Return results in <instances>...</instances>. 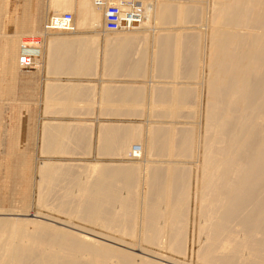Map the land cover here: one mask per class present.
I'll return each mask as SVG.
<instances>
[{
    "label": "bare ground",
    "instance_id": "6f19581e",
    "mask_svg": "<svg viewBox=\"0 0 264 264\" xmlns=\"http://www.w3.org/2000/svg\"><path fill=\"white\" fill-rule=\"evenodd\" d=\"M68 1L52 0L50 4L53 12L62 16L66 13L64 11L69 10L70 2ZM169 1L161 3V0L160 4L157 3L156 6L153 5L148 9L144 7L143 14L148 16L149 21L146 22L143 15L141 27L131 31L133 35L140 37L141 32L138 33V30L144 32L147 30L141 29L142 27H148L149 31H153L160 25L164 28L167 25L169 27L174 26V24L185 26V24L201 18L198 14V8L191 6L188 1L189 4H186V0L185 3L178 2V0L179 4ZM85 5L90 6L91 9L89 8V10L93 12L95 20H99V6L97 7L96 2L86 1ZM210 6V42L209 38L207 40L210 43H208L210 52L209 55L207 54V70L209 71L207 72L208 78L207 74L204 73L207 78H205L206 83L204 82L207 93H205L206 101L204 100L206 102L204 107H206L205 119L203 117V140H201L203 141V147H201L202 164L199 167L202 173L201 179H199L200 188L198 187V191H195L197 192V210L203 216L201 223L197 222L199 236L204 235V237L199 244L196 243L197 256H195L197 260L195 259V261L198 264H264V0H213ZM122 8L125 11L131 9L127 4H123ZM107 9L108 7L104 12V20ZM34 21L35 23L39 22L38 19ZM104 23L105 21H103V28H105ZM30 24L31 20L20 22L17 24L16 35L12 36V40H9L11 38L8 36L4 37L5 53L0 61L6 68L5 76L8 74L11 80L15 77V73L19 72V67L22 68L20 58L29 56L23 53L36 50L33 47L24 46L26 42H23L22 39L24 38L21 37L24 32L32 30ZM45 24L47 25V21ZM69 25L71 27L69 32L73 33L75 31L74 18L72 24ZM155 26L157 27L155 28ZM180 30L162 31L163 33L154 34L155 37L150 38V45L147 42L149 46L152 45L157 50L153 56L155 61L153 64L156 65V68L153 69L161 77L178 79L180 77H177V73L180 69H182L180 73L182 77L186 76L192 79L196 78L198 74L197 67L201 50V48L199 50L200 35L189 34L190 32L185 33ZM44 31V33H36L40 36L45 35V39L49 33L63 32L48 29H44ZM149 31L146 32V36ZM36 33L25 36L32 37L37 35ZM121 33L112 34V44L115 45L106 48L107 53H112V57H114L112 65L116 68L126 66V61L131 55L130 49L133 48L132 40L128 37H121ZM56 35L63 36L61 33ZM143 35L142 37H144ZM16 41L19 42L17 49L14 45ZM56 42L57 40L49 46L59 45V43L55 44ZM59 46H63V53L67 48L66 46L70 47L71 43L70 46L67 43ZM50 47L49 49H51ZM82 47L79 50H71V47L66 50L67 52H64L67 57L73 55V51L76 52L77 62L72 60L73 56H71L64 61L60 59V62H56V67L63 65L65 68L72 67L71 70H73L88 66L89 62H93L94 54L87 46ZM20 53H22L21 56ZM139 56L142 58L141 60L145 57L140 54ZM54 62H52L53 65ZM142 64L143 62L140 61L138 66L141 67ZM139 70L140 68L133 69L130 70V73L135 77V75L142 74ZM74 73L81 74L80 71ZM118 73H120L119 70ZM9 84L12 85L10 82ZM123 86L114 90V100L111 105H104L106 109L104 111L111 113L114 117L118 116L119 119L120 116L123 118L126 114L129 117H139V113L143 112L141 107L144 96H146L144 88H141L140 85L131 88ZM176 86L177 84L162 89L157 88V86L154 87L155 90L151 92L153 113H157L158 105H160L162 112L161 114L159 112V116L172 118L176 117L178 112L184 108L191 107L190 101L194 98L195 88ZM81 91L82 89L75 85L68 88L56 87L53 89L55 95L53 94L54 100H52L54 102H51L53 103L52 109L45 107V111L49 109V114L52 111L56 115H63V117L80 115L81 109L89 114L90 111L88 110L92 112L95 103L93 102L91 107L89 103H86L88 100L82 102L80 98L86 99L87 97L86 91ZM88 92L89 90H87V94ZM151 93L149 92V95ZM112 94L113 91H109V97ZM91 112L90 115H93ZM190 112V116L194 115V112ZM66 123V121H60L57 124L41 126L42 154L49 157L56 153H66L68 150L71 153L76 152L79 150V146L81 150L78 153L84 149L82 144L88 142L86 140L88 135H82L83 132L81 135L79 133L75 135V126L71 127ZM119 123L121 121L118 122V125L116 124L117 126L114 125V128L104 130L106 132L101 139L98 137L100 134H98L100 147H97L101 148V154L107 158L116 154L121 158L123 157L122 159L119 158V160H123V162L120 161L123 164L117 165L116 162L117 166H112L109 164V160H105L108 163L105 162L106 165L100 163L103 165L101 167L84 168L83 177H75L73 173L75 169L70 168V166H52L50 164L53 163L51 162L52 159L41 162L42 166L36 168V176L37 179L39 178L35 186L37 203L42 207L39 210L51 212H47L49 214L41 212L40 216L38 214L31 216L75 229L82 234L38 221L36 218L31 220L0 217V264H159L155 263L154 260H146L145 257H137L135 254L114 247L107 242L118 245L121 243L120 246L130 245L129 247L140 242L145 245L142 247V252L145 250L148 255L149 252L150 255H159L160 260L164 261L165 255L161 256V253L158 252L161 250L157 248L166 236L168 238L165 241L168 242L167 251L169 250L174 258L179 257H175V254L180 255V258L185 255L187 251V229L189 228L187 214L192 210L190 187L193 165L191 167L188 165L189 168L186 164V166L183 164V167L180 163H169L166 167L158 165L147 167L144 177L146 190L141 202L138 201L140 198L137 197L139 194L137 188L140 186L138 184L140 166L135 164V161L140 156L144 155V158L145 156L147 158L151 154L157 155L156 153H165L176 159L193 158L192 135L194 129L182 127L175 132L168 126H150L143 135L144 144L142 147L140 145L139 151L136 150L139 156H134L135 150L133 149L135 147L130 149V145L141 139L142 130L140 127L128 128L129 125L126 126V123L125 125L122 124L124 126L119 125ZM83 129L80 128L79 132ZM84 131L87 130L84 129ZM129 149L134 163L125 161L126 152ZM83 151L80 153L84 154ZM86 154L90 155V152ZM98 154L97 156H100ZM21 155H24V159L27 160L26 152ZM59 160L57 159V161ZM27 161L29 162L25 163L28 164L31 160ZM60 161L63 163V160ZM112 163L114 164V162ZM24 170H29L28 174L31 181L32 175H34L30 172L31 167ZM33 170L35 172V169ZM77 174H81V172ZM194 184H196V180H194ZM50 201L51 203L55 201L54 206H49V204L51 205ZM4 213L3 215L6 214ZM138 213H141L140 217ZM138 217L142 228L138 232H140L142 239L136 241L137 243L135 240L124 241L112 235H105L100 231L92 230L93 227L87 229L78 224L80 222L88 223V226L94 225L105 229L106 233L114 230V232L117 231L125 237L134 239L138 236V232L135 230L137 229L135 226ZM162 236L164 237L162 238ZM96 238L107 242L98 241ZM196 241L198 242V240ZM190 250L192 253V249ZM167 260L170 259L167 258ZM171 262L173 264V261ZM181 264L190 263L181 262Z\"/></svg>",
    "mask_w": 264,
    "mask_h": 264
},
{
    "label": "rangeland",
    "instance_id": "374dc122",
    "mask_svg": "<svg viewBox=\"0 0 264 264\" xmlns=\"http://www.w3.org/2000/svg\"><path fill=\"white\" fill-rule=\"evenodd\" d=\"M51 1L52 0H0V58H1V55L3 53V47H4V43H5V38H6V37L4 38V36L11 37L15 33L16 28H17L16 24H13V25H10L7 27V25H5L6 23H11V22L20 23L21 21L27 22V20L28 21L31 20V22H32V28L31 29L32 30H30V32H24L22 34L21 37L24 38V39H22V41L26 42V44H24V46L39 48L41 53L43 51L41 48L47 47V45H50L54 41L59 40L61 38V36H58L56 34L61 33V35H66V34L73 35L75 32H76V34H84V32H87L89 35H93V33L89 32L88 30H90L94 33H97L98 38L97 39L93 38L92 41L89 38L88 39L90 41H87V42H84V41L80 40L79 38L73 39L71 41H68V40L65 41V43H67V45H70V43L72 44V46H71L72 48L66 46L67 47L66 49L71 48V50H73L74 47H76L77 50H79L82 46H87L88 48H90L93 51V52L91 51L92 54H95V57H96V59L94 60V63H95L94 69L90 73L86 74V78L83 77L82 75H78V76L71 75L70 76V74H68L67 76H62V78L66 79V80L75 79L76 81L80 80V81H83L84 84H87V88L89 90L88 94L86 91V97L87 98L85 99V98L81 97L80 99L82 102H86V100H88L89 102L87 101L86 103H89L91 107L93 106L91 104H93V102L95 103L94 104L95 106L92 107V112H91V110H88L91 112V114L93 113V115H90V112H89V114H86L84 112V113L80 114V115H82L81 117H79L78 115H75V116L71 115L73 117H70L68 115L65 117L57 115L55 117L56 118V122H55L56 124L58 122L62 121L63 119H65L67 122L66 124H69L71 127L75 126L74 128L78 129V130L75 129V131H76V132L74 131L75 135L76 134L78 135V133L81 135L83 132L82 135L87 134L88 136L85 135L87 138L86 140L88 142L89 141H91V142H89V143L87 142L86 144L81 143L83 148H84V149H82V151L84 150L83 152H85L84 154L80 153L82 151L79 152L80 154L78 153V151L81 150L80 146L78 147L79 150L77 149L78 151L73 152L75 154L71 153L70 150H68L66 153L65 152L56 153V154L49 156V157H48V155L42 154L43 153V151H42V139L39 136H41V134H42V132L40 130L41 126H43L45 124V123L43 125L41 124V119L45 118V115L42 113L45 111V107H47V106H45V101H44V104H41L43 102L42 100H44V99L41 98L40 94H43V93H39L40 99L38 100V103L40 105L39 106H35V105L31 106V104L33 102L36 103L37 98L35 99V97H36L37 92H35V94H33L35 97L33 96L34 98L31 99L30 94H32V93H31V90H28V88L31 87L29 82H30L31 78H33V73L37 70V68H40L41 66H43V63L45 64V60L43 58V55L40 54V56L36 57L33 54L32 57L30 56V58L32 60V64L28 68H21L18 66L19 67V69H18L19 74L17 75L18 76L17 81H16L17 83H16V87L14 88V90L9 86L3 85L4 83H8V81L11 82L12 80H9L8 75H6V78H5V75H2L3 73H2L1 68H3V67H2V62L0 61V112L1 111L5 112V114H2V116L0 115V136H2V137H0V213H1L0 217H6V218H10V219L20 218V219L35 220L36 217L34 218L31 215L38 214V216H40L42 213L49 214L47 212H51V211H44V210L42 211V209L39 210L42 207L40 205H38L39 203H37L38 201H37V193H36V187H35L37 182H38V179H39V178L37 179V176H36L37 175L36 168L42 166L41 162L46 161L47 159L54 160V161L51 160V162H53V163L57 162L56 164L50 163L52 166H62V167L70 166V168H74L75 170L74 169L73 170L75 172L73 171V173L75 174V177H83L82 173H85V170H83L84 168L87 169V167L88 168L101 167L102 164H100V163H104L103 165H106L105 162H107L108 160H109V164L112 166H117L120 163H122L123 160H121V159L123 157L121 158L116 153L115 154L118 157L116 155H112V156H110V158H109V156L107 158V156H103L104 154L103 155L101 154L102 152H101V148L99 149V147H100L99 143H100L101 136L103 134H105V132H106V131H104V128H103L106 125H104V124L98 125L97 121L98 120L101 121L102 119H104V118H102V116L110 117L114 120L112 124H107L108 126H113V125L117 126L118 122L121 121V123H119V125H122V124L125 125V123H126V126L129 125L128 128L140 127V129L142 130L141 139L143 138L144 140H145V138L143 135L145 134V131L150 126H157V125L168 126V127L172 128L175 132L177 131L178 128H182V127L191 128L192 130L194 129L193 135H192V143H194V145H193L194 146L193 147V158H190V159L189 158H178L179 159L178 160V159L174 158L173 156L167 155L165 153H162V154L156 153L157 155L151 154L149 157H147L149 160L146 158V156H145V158H146L145 159L144 155H143L142 157L140 156L139 158H136V161H135V164L140 166V171H138V174H139L138 184L140 186H138V188H137L138 193H139L137 197L140 198V200H138V201H141V202L144 198V191L146 190L145 186H144V177L146 176V168L147 167L149 168V166H152V165H154V166L158 165V166L166 167L167 165H169V163H172V164L180 163V165L183 167L185 164L187 166L189 165L190 167L193 165L191 168L192 169V171H191L192 180H191V187H190L191 193L190 194H191V202H192L191 208L194 211L192 212V210H191L190 213L187 214L188 220H189V222H188L189 226L188 225L187 226L189 228L187 229L188 235H187V244H186V250L187 251L185 253L186 256L182 255L183 257L181 256V258H180V255L175 254V257L179 256V257H176L177 258L176 259V258H174V255H171V252L169 250L167 251L166 247H167L168 242L167 243L165 242L166 240H168V238H166L167 236L166 237L162 236V238L164 237V239H162V241L164 240L162 242L163 244L161 243V245H159L157 248V249L161 250V251H158L159 254L161 253L160 254L161 256H163V255L166 256V257L164 256V261L160 260L159 255L155 256V254L151 253L155 256L154 257L153 255H150V252H149V255H148L147 251H146L147 253L145 252V250L142 252L141 251L142 247L145 245H142L140 242H138L139 244L136 242V241H139L140 239H142L140 232H138V231H141V229H142L140 226L141 224H140V220H139L141 213H138L139 217L137 218L136 226H135L137 228L135 230L138 232V234L136 233L138 236L135 235L136 237L134 236L135 237L134 239L132 237L131 238L125 237L123 234H121L117 231L114 232V230L112 232H110L111 230L109 231L110 233H114V234L106 233L107 231L105 229H103V228L101 229L100 227H97V226L95 227L94 225L88 226V223L80 222L78 224H80L83 227H86L87 229H89V228L91 229L93 227L92 230H95L98 232L100 231V233L105 234V235H107V234L110 236L112 235L115 238L123 239L124 241L125 240L126 241L127 240H135V242L137 244H135L133 247L132 246L129 247L130 245L129 246L127 245L128 246L127 247V246H123V245L120 246L121 243L118 245V244L107 242L103 239L96 238V240H98V241H103L105 243L107 242V244H110L114 247L124 249L128 252H131L132 254H135L137 257L138 256L143 257V258L145 257L146 260H150V261L154 260L155 263L157 262L159 264H170V263L172 264L171 261H173V264H181V262H187L190 264H196V263L198 264V262L195 261V259L197 260L196 243L199 244V242H201L203 240L204 235L199 236V229H198L199 225H197V222L201 223L200 221L203 220V216H201L197 210V195H196L197 192H195V191H198V187L200 188L199 179H201L200 175L202 173L201 168H199V167L202 164V162H201L202 148L201 147H203L202 146L203 141H201V140H203L202 139L203 138V135H202L203 129L202 128H203V123H204L203 117L205 119V115H204L205 114L204 111H205V107H206V106L204 107V105H206V102H205L206 101V97H205L206 94L205 93H207V92H205V91H207L206 87H205V85H206L205 83L207 81L206 79L208 78L207 72L209 70H207V68H208L207 58H208V55L210 52V46H208L210 44L209 43L210 42L209 32L211 31V24H210L211 22H209V20L211 21V19H210V17H211L210 7L211 6L210 5H212L213 0H186V4L190 3L191 6L198 8V10H199L198 14H199V17H201V18H198L199 20L197 19L195 22H190L189 24H185V26H182L179 24H174V26L170 25L171 27H169L167 25L164 28V26L160 25L158 27L155 26V28L156 27L157 28L153 31H149L150 29H148V27H142L141 29H144V30L147 29V30H145V32L138 30L139 31L138 33L141 32L142 35L144 33V35H143L144 37H142L141 33H140V37L134 36L131 31L140 29L137 27H141V23L143 22V20H142L140 22L135 23L133 26H131V28H129V30L120 31V32H122L121 37H128L132 40L133 48L130 49L131 55H130L129 59L126 61L127 67H120V70L122 73L117 74V75L112 74V71L114 68L108 64L107 59H106V55H107L106 48L108 46L112 47L115 45L114 43L112 44L113 36H111L114 33L104 31L103 26L86 27V29H88V30L76 28L73 33L72 32H53V33H49L50 35L48 34L45 39H44L45 35L40 36L37 34L40 32L44 33L45 32L44 29L47 28L45 22L48 21V19H50L52 16L56 15L53 12V8L51 7V4H50ZM86 1L87 2L95 1L97 7L99 6L98 7V9H99V15H98L99 20H102V18L104 17V12L109 5L117 4L116 0H109V1L105 0V2H103L102 5H99L97 0H69L68 1V2H70L69 10H66L64 12L71 13L73 15L74 23L84 24L87 22L90 24H94V23H97L99 21V20L98 21L95 20L93 12H91L89 10L90 6L85 5ZM121 1H123V4H125L124 0H121ZM139 1H140L139 7L140 8L145 7V9H148L149 7L151 8L153 5L156 6L157 3L160 4V2H161V0H139ZM164 1L162 0L161 3H163ZM166 1L168 2L169 0H166ZM177 1L178 0H170L169 2L176 3ZM180 1L182 3L183 2L185 3V0H179L178 2H180ZM6 3H8L7 8H6ZM153 3H155V4H153ZM14 15H16L17 19H14V18L10 19ZM143 15L144 14H142V17H143ZM35 18H38L39 22L35 23V21L32 20ZM144 18H145L146 22L149 21L148 16L144 15ZM198 24H200V25H198ZM160 27H161V29H160ZM179 27H181V28H179ZM134 28H136V29H134ZM170 29L171 30L181 29L180 31H184L185 33L190 32L189 34L200 35L199 36V39H200L199 50H200V48H201V50L199 52V54H200L199 58L200 59H199V65L197 67V71H198L197 73L198 74L196 73L197 74V76H196L197 81H196V78L190 79L186 76H183V77L180 76L182 69H180L179 73H177V77L178 76L180 77L178 79H170V77L169 78L168 77L167 78L161 77V76H159L158 73H157L158 74L157 75L155 69H153L154 67L156 68V65L154 66L155 61L153 59L154 58L153 56L155 55L154 53H156L157 50L154 49V47L152 45L149 46L150 45L149 41L152 39V37L153 38L155 37V36H153L154 34L155 35L161 34V33L166 32V31L169 32ZM147 31H149V32H148V35L146 36L145 34ZM120 32H118V33H120ZM35 33L37 35H33L32 37H26L30 34H35ZM107 34H110V35L108 37H105ZM148 36H149V38H148ZM102 37H105V40L103 42H102V39H103ZM208 38H209V42L207 41ZM147 39H148V41H147ZM77 41H80V42H77ZM147 42L149 43V45ZM147 46L150 48H148ZM208 47H209V49H208ZM139 50H141V51H139ZM142 50L145 54L142 52ZM139 52H141L142 54ZM72 54H74V53L72 52ZM139 54L141 56L142 55L145 56L143 60H141L142 58H140ZM71 56H73V55H71ZM71 56L67 57V59L70 58ZM201 58H202V60H201ZM72 60H76L75 62H77L78 58H75L73 56ZM72 60L70 59L71 63H73ZM140 61L143 62L141 67L138 66V63ZM153 61H154V64H153ZM203 63H205L207 65H204ZM138 68H140L139 71L142 72V74L135 75V77L132 76L130 73L131 72L130 70H133V69L136 70ZM108 73L110 75H108ZM204 73L207 74V78H206V75ZM141 75H142V77H141ZM57 77H58V75L55 76L56 79H58ZM85 79H86V81H85ZM59 82L60 81H58V83ZM56 83H57V81H56ZM108 83H111V85H113L114 87H117V88L121 87L122 85H124L123 87L129 86L130 88L134 87V86L139 87V85H140L141 88H144V92H145L144 94L146 96H144V99H143L145 104H143L144 102L142 101L143 106L141 108H143V112L140 109V112H142L143 114L139 113V115H140L139 117L138 116L137 117L136 116L135 117H133V116L129 117L128 114H126L125 116H123V118H122V116H120V119L117 118L118 116L114 117V116L108 115V112L104 111V102L105 101H104V99H102V95H101L102 92H100L101 90L99 89L101 86L105 87V85H108ZM176 84H177L176 87H178V86L179 87L189 86L190 88H195L194 93H193L194 98L192 99V101H190L191 105L188 104L191 107L189 108V106H188V107L184 108L182 111L178 112L176 117H172V118H168V117L165 118V117L159 116V112H160V114L162 112V108L160 105H158L157 113L156 112L153 113V110L151 107L152 106L151 105V95H152L151 92H153L155 90L154 87L157 86V88L162 89V88H169L171 85L173 87V85L175 86ZM148 88H150V89H148ZM81 92H83V90ZM149 92L151 93L150 95H149ZM196 97H197V99H196ZM88 98H91V99H88ZM147 99H149L150 101ZM195 99H196V101H195ZM91 100H92V102H91ZM22 102L28 104L29 106H20V103H22ZM51 109H52V107H51ZM32 110L35 111V114H33V115L31 114ZM93 110H95V111H93ZM190 111L194 112V115L190 116L189 115ZM150 112H151V114H150ZM46 113H47V109H46ZM27 114H29L30 118L27 116ZM78 119L81 120L82 123H80V121H78ZM71 120H73V121H71ZM75 120L77 121V123H80V124H77L75 122ZM124 125H122V126H124ZM74 128H72V129L74 130ZM80 128H82V129L84 128L87 131H84V129H83V130H81V132H79ZM20 134H22V135H30V134L32 135L33 134V137L32 136L31 137H22V138L16 137ZM95 134H97V135L95 136ZM98 134H100V135L98 136ZM97 136L100 137V139ZM88 137H89V139H88ZM141 139L136 141V142H133L132 143L133 145L132 144L130 145V149L132 147L133 148L135 147L133 149V150H135L134 156H139L136 153V150L139 151L140 145L142 147V145L144 144V140L143 139L141 140ZM40 140H41V142H40ZM97 140H99V141H97ZM96 141L98 144L96 143ZM140 142L141 143L143 142V143L141 144ZM94 144H96V145H94ZM97 146H99V147H97ZM136 146L137 147L139 146V147L137 148ZM130 149L127 150V152L129 154L126 152L127 157L125 158L126 159L125 161H128V163H134V161H132V159H131L133 157H131ZM95 151H97L100 154V156H97L98 153L97 152L95 153ZM25 152H26L27 160H31L30 163H28V164L25 162H29V161L24 159V155H21V154H24ZM89 152H90V155H87L86 153H89ZM94 156L95 157L97 156V157L95 158ZM102 156H103V158H107V161H105V159L103 160ZM119 158H121V159L119 160ZM57 159L63 160V163L60 160L57 161ZM129 159H131V160H129ZM91 161H93V162L90 163ZM120 161H122V162H120ZM112 162H114V164ZM197 164H200V165H197ZM27 167H31L32 170H30V172L34 173V175H32L31 181H30V176L28 174L29 170H24ZM33 169H35L36 173L33 172L34 171ZM195 170L196 171L198 170V171L196 172ZM79 172H81V174H77ZM76 174L81 175V176H77ZM196 176H198V177L196 178ZM194 180H196V184H194ZM194 187L196 188V190H194L195 189ZM194 194H195V196H194ZM193 196L196 197V201L193 198ZM54 198L55 197H53V199ZM53 199H51V200L53 201ZM194 201H195V204L193 206ZM141 202H140V204H141ZM50 203H51V201H50ZM53 203L55 204V201L52 202L51 205L49 204V206H51V207L54 206ZM4 210H5V213L7 215L4 213ZM3 213L5 215H3ZM11 214H13V215H11ZM20 215H22V216H20ZM36 220L42 221V222H47L48 224H52L53 226L56 225V227L66 229V230L71 231V232L73 231V233L82 234L81 232H79L75 229L63 227L60 224L54 223L52 221H46V219L44 220L43 218L38 217V218H36ZM97 228H99L101 230H99ZM196 232L198 233V235ZM196 240H198V242ZM190 249H192V253H190L191 252ZM166 252H168V253H166ZM172 254H174V253H172ZM149 258H151L152 260ZM167 258L170 260H167ZM174 260H175V262H174ZM189 260H191V261H189ZM177 261H179V262H177Z\"/></svg>",
    "mask_w": 264,
    "mask_h": 264
},
{
    "label": "crops",
    "instance_id": "0c3cea01",
    "mask_svg": "<svg viewBox=\"0 0 264 264\" xmlns=\"http://www.w3.org/2000/svg\"><path fill=\"white\" fill-rule=\"evenodd\" d=\"M8 2V1H7ZM7 4L8 3H6V6H7ZM7 8V7H6ZM8 15V14H7ZM17 19V17H16V15H14L13 17H11L10 19ZM38 18H35L34 20H37ZM98 21V20H97ZM103 21H104V19H102V20H99L97 23H94V24H90V23H84V24H79V23H74V27H75V29L76 28H80V29H85V30H88V29H86V27H91V26H94V27H100V26H103ZM21 22H23V21H21ZM13 24H18L17 22H11V23H6L5 25H7V27L8 26H10V25H13ZM30 26L32 27V22H31V24H30ZM89 32H91V33H93V35H89L87 32H84V34H76V32L73 34V35H69V34H66V35H63V36H61V38L59 39V40H57V42L55 43V44H58L59 43V45H62V44H64L65 43V41H71V40H73V39H76V38H79L80 40H82V41H84V42H87V41H92V39L93 38H95V39H97L98 38V34L97 33H94V32H92V31H90V30H88ZM13 35H16L15 33L13 34ZM12 35V36H13ZM21 35V34H20ZM110 34H107L105 37H108ZM10 37L11 39H9V40H12V38L13 37ZM4 37H6V36H4ZM105 37H102L103 39H102V42L105 40ZM90 40H89V39ZM78 42H80V41H78ZM14 45H15V47H16V49H17V47L19 46V42L17 43V41H16V43H14ZM59 45H53V46H49V45H47L48 47H43V48H41L43 51H42V53H41V51L39 50V48H35L36 50L35 51H27L26 53L24 52V54L25 55H29V56H31L32 57V55L34 54L36 57H38V56H40V54L41 55H43V58H44V60H45V64L43 63V66H41L40 68H37V70L33 73V78H31V80H30V85H31V87L30 88H28V90H31V93L32 94H30V97H31V99L32 98H34L35 96L33 95V94H35V92H37V94H36V97H35V99H36V103H32L31 104V106H39L40 104L38 103V100L40 99V97H39V93H43V94H40V96H41V98H44V100H42L43 102L41 103V104H44V101H45V106H47L46 108H51L52 106H53V103H51V102H54V101H52V100H54V93H53V89H55L56 87L57 88H68V87H71V85L72 86H76V87H79V89H82L84 92L85 91H87L88 90V88H87V84H84L83 83V81H80V80H75V79H70V80H66V79H64V78H62V76H67L68 74H70V76L71 75H74V76H78V75H82L83 77H85L86 78V74L87 73H90L93 69H94V67H95V63H94V60L96 59V57H95V54L93 55V62H89V64H88V66H86V67H84V68H74L73 70H71V68L69 67V68H65V67H63V65H62V67H56V62H60V59H62V61H64V60H67V56H65V51L67 50H64V52L62 53V51H63V46L62 47H60ZM70 46V45H69ZM71 46H72V44H71ZM70 46V47H71ZM27 47H29V46H27ZM49 47L51 48V49H49ZM54 49H53V48ZM31 48V47H30ZM34 48V47H33ZM66 48V47H65ZM64 48V49H65ZM38 49V50H37ZM77 48L76 47H74V50H76ZM56 54H55V53ZM67 52V51H66ZM108 52V51H107ZM5 53V43H4V47H3V53H2V55H1V57L3 56V54ZM73 56L75 57V55H76V52H74L73 51ZM67 54V53H66ZM18 55V54H17ZM15 56L16 58L18 57V56ZM20 56H21V53H20ZM15 57H14V60H15ZM62 57V58H61ZM66 58V59H65ZM106 59H107V62H108V64L109 65H111L114 69H113V71H112V74H114V75H117V74H121L122 72H121V70H120V68H116V66H113L112 65V61H113V59H114V57H112V53L111 52H109V53H107V55H106ZM35 61V60H34ZM55 61V62H54ZM52 62H54V65H53V63ZM64 63V62H63ZM62 63V64H63ZM2 67L3 68H1V70H2V75H5L4 74V71H6V68H4V64L2 63ZM122 67H127V66H122ZM71 70V71H70ZM84 70V71H83ZM118 70L120 71V73H118ZM18 71V70H17ZM75 71H80V73L81 74H76V73H74ZM72 72H73V74H72ZM124 72V71H123ZM18 72H16L15 73V80H14V78L12 79V81L10 82L12 85H10L9 84V82H8V85H7V83L5 84L6 86H14V88L16 87V81H17V75L19 74H17ZM8 75V74H7ZM56 75H58V79H56L55 78V76ZM108 75H110L109 73H108ZM5 78H6V76H5ZM8 78H9V80H11V77L8 75ZM14 81V82H13ZM56 81H57V83H56ZM58 81H60L59 83H58ZM85 81H86V79H85ZM3 84V85H4ZM68 85V86H67ZM9 86V87H10ZM102 87V88H101ZM99 89L101 90L100 92H102V99H104V105L106 104V105H108V104H110L111 105V103L113 102V100H114V90L117 88V87H114L113 85H111V83H108V85H105V87L104 86H101ZM14 88H12V89H14ZM93 89V88H92ZM51 90V91H50ZM95 90V89H94ZM50 93H52V94H50ZM109 91H113V94L111 95V97H109ZM47 93V94H46ZM48 94H49V96H48ZM54 94V95H53ZM52 95V96H51ZM91 95V94H90ZM34 96V97H33ZM50 97V98H49ZM51 98H53V99H51ZM46 104H49V105H51L50 107H49V105H46ZM20 106H29L28 104H26V103H20ZM48 109V110H49ZM47 110V111H48ZM104 110H106L105 108H104ZM50 111V110H49ZM49 111H48V114L46 113V111H44L42 114H44V115H46L45 116V118H43V119H41V124L43 125L44 123L45 124H47V125H53V124H55V122H56V116H55V114L51 111V114H52V116H51V114H49ZM85 111L83 110V109H81L80 110V114H82V113H84ZM110 112H111V109H110ZM86 113V112H85ZM2 114H5V112L4 111H1L0 112V115L2 116ZM31 114L33 115V114H35V111L34 110H32L31 111ZM108 115H110V116H113L111 113H108ZM27 116L30 118V116H29V114H27ZM60 116V115H59ZM62 117H63V115H61ZM75 116V115H74ZM79 117H81L82 115H78ZM71 117V116H70ZM102 118H104V119H102L101 121H97V124L98 125H106L105 127H103L104 128V130H106V129H108V128H110V129H112V128H114V125L113 126H108L107 124H112L113 123V119L112 118H110V117H104V116H102ZM81 119V118H80ZM44 120V121H43ZM60 120V119H59ZM79 120V119H78ZM62 121H66L65 119H63ZM73 121V120H72ZM80 121V123H82L81 122V120H79ZM50 124H49V123ZM75 122L77 123V121L75 120ZM100 122V123H99ZM79 123V124H80ZM78 124V123H77ZM33 137V134L31 135H22V134H20V135H18V136H16V137ZM103 136V135H102ZM102 136H101V138H102ZM0 137H2V136H0ZM40 137V136H39ZM102 159L104 160H107V158H103L102 157ZM112 159V158H111Z\"/></svg>",
    "mask_w": 264,
    "mask_h": 264
},
{
    "label": "built area",
    "instance_id": "2783aa9c",
    "mask_svg": "<svg viewBox=\"0 0 264 264\" xmlns=\"http://www.w3.org/2000/svg\"><path fill=\"white\" fill-rule=\"evenodd\" d=\"M109 1V0H108ZM125 4L129 5L131 9L125 11L123 6V1L116 0L117 4L109 5L104 29L108 32L118 33L120 31H126L131 28L135 23L142 21L144 18L142 17L144 7H139V0H124ZM99 5H102L105 0H97ZM73 16L70 13H64L62 16L54 15L47 21L48 30L52 31H63L69 32L71 31V27L69 24H72ZM70 27V28H69ZM32 64L31 58L28 56H23L20 58V65L22 68H28Z\"/></svg>",
    "mask_w": 264,
    "mask_h": 264
}]
</instances>
